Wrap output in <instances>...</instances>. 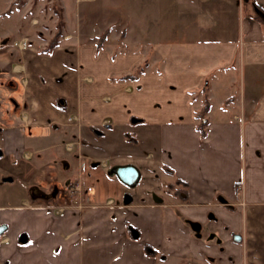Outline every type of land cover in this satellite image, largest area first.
I'll return each instance as SVG.
<instances>
[{"label":"crops","instance_id":"crops-1","mask_svg":"<svg viewBox=\"0 0 264 264\" xmlns=\"http://www.w3.org/2000/svg\"><path fill=\"white\" fill-rule=\"evenodd\" d=\"M159 1L42 51L0 0V264H264V0Z\"/></svg>","mask_w":264,"mask_h":264},{"label":"rangeland","instance_id":"rangeland-1","mask_svg":"<svg viewBox=\"0 0 264 264\" xmlns=\"http://www.w3.org/2000/svg\"><path fill=\"white\" fill-rule=\"evenodd\" d=\"M15 2L17 6L25 5V20L20 19L19 25L25 24V39L28 45L39 42L45 47L42 51H48L51 44H59L63 38L69 36L65 34V30H69L70 24L77 20L75 12L79 10L82 16L78 21H81L84 27V33L78 35L81 41L91 38L101 43L107 39L109 33H95V30L100 26L103 29L104 24L110 26L112 23L127 22L126 15L131 12H137L138 15L141 13L152 15L156 20L155 25L161 31H165L174 19L170 16L171 11H168L170 1L147 0L142 3L139 0H95V2L90 0L78 2L76 0H15ZM95 8L97 10L93 12L95 10L92 9ZM91 11L102 16L88 18L89 22L87 21L86 25L84 16ZM15 23H18V20H14V25ZM120 36L123 39V35ZM162 36H167V33L164 32Z\"/></svg>","mask_w":264,"mask_h":264},{"label":"trees","instance_id":"trees-1","mask_svg":"<svg viewBox=\"0 0 264 264\" xmlns=\"http://www.w3.org/2000/svg\"><path fill=\"white\" fill-rule=\"evenodd\" d=\"M58 44H51L50 51L53 50ZM48 50V51H49ZM147 65V64H146ZM145 70V65L139 66L133 74L127 75L122 77L123 80H132L136 79L142 72ZM209 112V104L207 103L204 109L197 114V119H199V125L198 130L201 132L202 137H206L208 133V118L207 114ZM147 254L148 255H154V256H160L158 251L151 249L150 247H147Z\"/></svg>","mask_w":264,"mask_h":264},{"label":"water","instance_id":"water-1","mask_svg":"<svg viewBox=\"0 0 264 264\" xmlns=\"http://www.w3.org/2000/svg\"><path fill=\"white\" fill-rule=\"evenodd\" d=\"M113 173H115L121 181L131 187L135 186L140 179V172L133 165L118 166L113 170ZM6 228L5 226H0V235L4 233Z\"/></svg>","mask_w":264,"mask_h":264},{"label":"built area","instance_id":"built-area-1","mask_svg":"<svg viewBox=\"0 0 264 264\" xmlns=\"http://www.w3.org/2000/svg\"><path fill=\"white\" fill-rule=\"evenodd\" d=\"M14 46L20 48V49H25L27 48L28 46V42H27V39H21V40H18V41H15L14 42Z\"/></svg>","mask_w":264,"mask_h":264}]
</instances>
